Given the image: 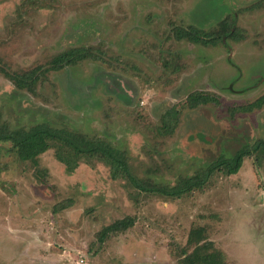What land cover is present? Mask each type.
<instances>
[{
  "label": "rangeland",
  "instance_id": "rangeland-1",
  "mask_svg": "<svg viewBox=\"0 0 264 264\" xmlns=\"http://www.w3.org/2000/svg\"><path fill=\"white\" fill-rule=\"evenodd\" d=\"M225 20L238 39L221 31ZM189 27L222 32L223 42L177 39L175 29ZM81 47L101 59L48 73L35 93L0 71V117L15 129L48 123L106 141L154 184L264 143V108L233 112L264 95V0H0V69L47 68ZM194 93L219 104L191 109ZM172 110L180 120L165 135ZM10 149L0 144V264H181L195 228L228 264H264V149L179 199L141 192L97 158L70 172L54 149L36 165ZM127 217L132 228L99 240Z\"/></svg>",
  "mask_w": 264,
  "mask_h": 264
},
{
  "label": "trees",
  "instance_id": "trees-1",
  "mask_svg": "<svg viewBox=\"0 0 264 264\" xmlns=\"http://www.w3.org/2000/svg\"><path fill=\"white\" fill-rule=\"evenodd\" d=\"M226 37L238 39L232 30H228V20L220 24ZM217 35L189 27L187 29H175V35L179 40H188L194 44L204 46H216L223 42L220 33ZM101 52L95 48H74L54 57L48 67L40 66L25 73H9L0 69L12 80L19 90H27L31 93L37 91L36 87L52 71H61L68 66H75L86 60H100ZM219 104V99L213 94L194 93L188 97V105L195 109L202 105ZM264 108V95L256 101L237 107L234 113H252ZM180 114L176 110L168 112L162 119L160 132L165 135H173ZM11 145L10 152L23 162L38 164L39 158L54 149L56 158L66 165L70 172L75 171L80 160L94 159L104 161L111 167L114 178H127L132 185L141 192L158 194L169 198L179 199L196 191L203 190L216 172H224L228 176L237 174L243 166L244 160L252 155L253 151L264 149V143H258L252 148L239 151L232 158H220L206 171L197 173L190 178H180L175 185L154 184L151 181L137 178L129 164L127 152L114 145L99 139H93L83 134L72 132L68 129L56 128L48 123H40L31 127L15 129L0 117V144ZM135 220L127 217L105 227L99 233V240L104 242L111 235L125 232L132 228ZM204 228L192 229L187 247L182 250L181 264H228L221 251L215 248L212 241L207 240ZM193 248L191 251L188 248Z\"/></svg>",
  "mask_w": 264,
  "mask_h": 264
}]
</instances>
